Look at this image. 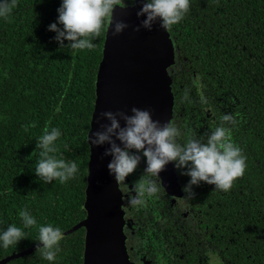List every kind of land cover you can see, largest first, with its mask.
Returning a JSON list of instances; mask_svg holds the SVG:
<instances>
[{
	"label": "trees",
	"instance_id": "trees-1",
	"mask_svg": "<svg viewBox=\"0 0 264 264\" xmlns=\"http://www.w3.org/2000/svg\"><path fill=\"white\" fill-rule=\"evenodd\" d=\"M61 3L17 0L10 19L0 18V232L15 225L26 234L7 249L0 243V260L38 244L41 225L64 233L86 217L87 136L106 28L92 50L74 52L68 41L61 48L49 31L58 23ZM190 5L171 36L181 58L208 75L206 83L220 86L222 115L232 114L236 121L226 127L246 157L245 174L233 186L235 197L223 201L222 224L237 230L239 256L264 264V0H190ZM46 127L60 130L55 155L77 164L75 179L47 184L35 175L37 142ZM22 210L36 226L24 228ZM84 239L80 228L60 242L54 261L36 249L7 264H82Z\"/></svg>",
	"mask_w": 264,
	"mask_h": 264
},
{
	"label": "clouds",
	"instance_id": "clouds-1",
	"mask_svg": "<svg viewBox=\"0 0 264 264\" xmlns=\"http://www.w3.org/2000/svg\"><path fill=\"white\" fill-rule=\"evenodd\" d=\"M16 6L17 0H0V18L9 20ZM117 7L127 9L124 0H62L58 9V23L51 24L49 31L56 33L55 39L61 48L68 41L67 47L74 52L92 50L96 47L93 40L101 37L106 27L113 30L114 36H119L129 27L124 21L114 19ZM190 7V0H143L137 12L138 17H145L140 27L151 31L159 21L163 29L170 31L185 19ZM140 27L135 30L139 32ZM131 113H101V117L110 123L101 124L100 131L89 135L92 146H109L104 155L111 157L107 167L118 186H125V181L137 172L142 162L146 165L139 179L133 181L132 191L135 195L128 199L131 207L145 206L148 198L160 192L163 187L161 173L169 164L174 165L181 175L190 178L182 189L184 197H176L180 201L196 198L194 188L201 184L228 192L244 176L246 157L233 142L231 128L226 127L236 123L232 114L220 117V125L208 135L206 143L195 138L180 143L178 138L182 133L173 122L161 124L146 109L133 107ZM121 121L124 122L123 126ZM60 136L59 129L49 130L46 127L37 142V148L41 151L35 175L47 184L53 181L66 183L75 179L79 171L74 161L69 162L55 155ZM19 215L24 228L36 226V219L27 210H22ZM25 235L20 227L11 225L0 232V243L7 249L24 240ZM63 239L64 234L59 227L41 225L37 252L45 260L54 261Z\"/></svg>",
	"mask_w": 264,
	"mask_h": 264
},
{
	"label": "water",
	"instance_id": "water-1",
	"mask_svg": "<svg viewBox=\"0 0 264 264\" xmlns=\"http://www.w3.org/2000/svg\"><path fill=\"white\" fill-rule=\"evenodd\" d=\"M143 0H134L126 10L114 11V19L129 27L119 36L106 27L102 59L96 76V99L88 132L90 149L84 210L86 217L64 237L80 228L86 231L83 264H132L126 238L123 234V210L120 186L108 171L111 157L104 155L108 145L92 146L89 135L101 130V124L110 123L101 117L104 112H124L131 115L133 107L151 111L161 124L171 120L173 94L171 79L166 69L173 63L174 48L167 30L157 21L151 31L144 29L138 17ZM140 27V31L135 29ZM123 121L121 124L123 126ZM171 167V168H170ZM169 164L161 173L167 189L177 186L176 176ZM42 247V245H39ZM38 244L26 251L12 253L0 260L7 264L33 253Z\"/></svg>",
	"mask_w": 264,
	"mask_h": 264
},
{
	"label": "flooded vegetation",
	"instance_id": "flooded-vegetation-1",
	"mask_svg": "<svg viewBox=\"0 0 264 264\" xmlns=\"http://www.w3.org/2000/svg\"><path fill=\"white\" fill-rule=\"evenodd\" d=\"M167 32L174 48L173 63L166 69L173 94L170 121L182 133L178 142L195 138L206 143L208 135L221 123L220 86L206 83L208 75L198 73L193 64L181 58L179 46ZM145 166L142 162L125 186H120L123 234L132 264H242L245 260L250 264L251 256L237 254V230H226L222 224L223 201L227 203L228 198L235 197L234 188L226 193L201 184L194 188L196 198L177 200L184 197L182 189L190 178L172 165L177 186L169 190L161 179L160 192L148 198L145 206L133 208L128 205L129 197L135 195L133 181L139 179Z\"/></svg>",
	"mask_w": 264,
	"mask_h": 264
},
{
	"label": "rangeland",
	"instance_id": "rangeland-1",
	"mask_svg": "<svg viewBox=\"0 0 264 264\" xmlns=\"http://www.w3.org/2000/svg\"><path fill=\"white\" fill-rule=\"evenodd\" d=\"M117 10H120V8H119V7H117V8L115 9V11H117Z\"/></svg>",
	"mask_w": 264,
	"mask_h": 264
}]
</instances>
